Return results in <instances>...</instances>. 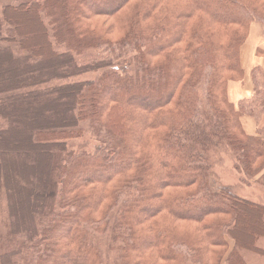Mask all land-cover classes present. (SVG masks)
Wrapping results in <instances>:
<instances>
[{
    "label": "trees",
    "instance_id": "trees-1",
    "mask_svg": "<svg viewBox=\"0 0 264 264\" xmlns=\"http://www.w3.org/2000/svg\"><path fill=\"white\" fill-rule=\"evenodd\" d=\"M14 3L0 7V264L264 259V206L213 173L228 153L264 186V72L249 98L227 93L264 0Z\"/></svg>",
    "mask_w": 264,
    "mask_h": 264
},
{
    "label": "rangeland",
    "instance_id": "rangeland-1",
    "mask_svg": "<svg viewBox=\"0 0 264 264\" xmlns=\"http://www.w3.org/2000/svg\"><path fill=\"white\" fill-rule=\"evenodd\" d=\"M15 0H0V7L1 6H11L15 5ZM125 11V9H124ZM91 18V19H90ZM84 22V20H83ZM90 28L98 29L99 32L104 33L103 31L108 30V26L111 25V20L104 19L100 17H89L88 20L85 21ZM110 24V25H109ZM261 28L262 34H264V28L262 25L256 22H252L248 29L247 39L249 38L251 28ZM5 29V28H4ZM114 29L113 33L110 35L111 40H115L119 38V34L116 32L119 30L117 27V30ZM6 37L2 35L0 37V40H4ZM1 44H6L3 41H0ZM95 74L97 73H90V75H84L81 77L83 81L85 80H91L94 78ZM70 149L78 150V149H92L95 145V142L92 140H89V137H85L83 140H72L67 142ZM219 164H215L213 166V173L216 179V186L219 187H229L231 188L232 195L239 199H246L248 201L257 202L264 206V186L261 185V181L263 180V176L261 174H258L255 178L245 180L244 178V172H238L235 168L234 160L231 158V156L228 153H223L220 155ZM4 174V173H3ZM261 175V176H260ZM19 183V182H18ZM2 215H1V224H0V230H4L3 223L7 221V214H6V208L4 201L2 200ZM6 211V212H5ZM261 245L264 247V242L261 243ZM248 264H264V259L254 257V256H248L247 257Z\"/></svg>",
    "mask_w": 264,
    "mask_h": 264
},
{
    "label": "crops",
    "instance_id": "crops-1",
    "mask_svg": "<svg viewBox=\"0 0 264 264\" xmlns=\"http://www.w3.org/2000/svg\"><path fill=\"white\" fill-rule=\"evenodd\" d=\"M241 64L244 71L242 81L230 82L227 88L229 100L234 104L253 95L250 71L259 67L264 72V34L261 28H251L249 38L241 48ZM241 122L248 135L255 134V124L251 118L243 117Z\"/></svg>",
    "mask_w": 264,
    "mask_h": 264
}]
</instances>
